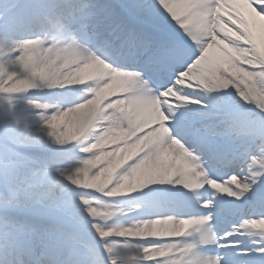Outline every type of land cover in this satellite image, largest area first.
Segmentation results:
<instances>
[{"label":"bare ground","instance_id":"bare-ground-1","mask_svg":"<svg viewBox=\"0 0 264 264\" xmlns=\"http://www.w3.org/2000/svg\"><path fill=\"white\" fill-rule=\"evenodd\" d=\"M140 1L143 0H120L119 3L92 0L91 8L78 10L74 6L75 10L72 7L74 2L65 0L57 8L56 16L52 19L58 21L50 24L53 26L51 32H55L56 26H59L61 38L66 42L55 51L45 43L37 67L30 72L21 71L16 76L20 78L17 82L31 85L24 87L21 84L26 94L17 101L15 107L19 120L17 130L20 133V147L37 154L43 169L51 168L46 175L37 174V185L20 193L19 199L23 202H47L50 199L49 189L61 194L66 189L90 191L94 187H107L109 194L129 197L147 186L174 188L191 204L197 206L199 201L206 202L205 206L192 211L207 216L194 222L196 229L182 222L145 220L141 226H135L132 230L124 229L116 235L138 238L145 241L144 246L151 244L150 240L183 235L179 242L193 237L195 244H204V249L212 250L215 255L217 250L227 254L225 262L236 259L243 260L237 264H264V257L259 255L264 252V220L240 223L243 217H256L264 213L262 207H257L260 205L255 200L241 201L246 192L245 185H254L264 176L262 162L249 161L250 168L248 164L244 165L239 176L241 186H212L214 192L209 194L202 175L196 176V171L188 166L189 163L195 164L196 159L182 146L173 143L170 133L166 131L167 118L163 108L175 107L168 98L175 93L162 94L165 96L163 100L150 90L145 95L135 79L125 73L134 68L131 61L125 58L127 50L121 55L118 47L113 46L114 37L108 34V30L97 27L103 19L102 11L106 6H119L127 18V13L135 12ZM190 3H196V0H190ZM63 6L68 7L64 9ZM65 10H69L68 16ZM54 13L51 12V15ZM45 15L48 17V13ZM26 25L20 28L24 29ZM33 30L34 27H28L14 38L16 41H7L11 51L0 63V75H6L18 65L19 60L14 63L8 60L11 55L18 56L20 51L14 50L20 45L18 40L28 37L36 41ZM225 35L229 40L238 39L230 31H225ZM39 36L43 37L40 33ZM115 43L118 45L120 42ZM220 48L221 54L215 66L218 75L232 76L234 73L236 79L244 81V66L261 67V63H264V19H258L250 25L247 39L238 40L236 46L223 44ZM116 68H120V72ZM8 76L6 84L10 83ZM225 91L201 90V94L220 96ZM176 98L179 99V96ZM50 119L52 124L48 126ZM43 169H39V174L45 173ZM42 181L47 183L42 184ZM164 201H158L159 205L147 217L152 219L167 214L172 208L178 209L175 211L177 214H185L176 203ZM222 221L235 228L224 240L215 237L213 241L207 228L211 224L225 226ZM206 222H210V225L204 226ZM163 228L164 231H160ZM158 231L163 235H157ZM230 240L229 245L220 244ZM200 244L196 246L202 251L204 249ZM192 248L193 244L186 245L180 254L179 250H175L173 263L220 264L221 258L206 255L207 251L188 260L186 254ZM233 249L236 252L231 254ZM67 251L68 248H65ZM144 256V259L158 257L151 252Z\"/></svg>","mask_w":264,"mask_h":264},{"label":"snow or ice","instance_id":"snow-or-ice-1","mask_svg":"<svg viewBox=\"0 0 264 264\" xmlns=\"http://www.w3.org/2000/svg\"><path fill=\"white\" fill-rule=\"evenodd\" d=\"M102 16L97 27L108 30L121 55L127 50L125 58L135 69L129 75L144 94L150 90L163 100L162 94L175 93L168 97L175 107L163 108L166 131L211 179L223 182L230 176H240L245 164L251 167L249 161H261L264 166V85L254 90L234 73L218 75L215 67L221 45L236 46L238 40L248 38L250 25L264 19V0H146L135 12L127 13V18L117 5L106 6ZM225 31L238 39L229 40ZM39 43L33 41L23 47L27 51ZM20 63H26V59L22 57ZM244 67L247 73L264 74V63L260 69ZM21 84L31 86L18 82L6 91H19ZM201 90L226 91L208 96ZM229 97L235 98L233 102ZM51 124L50 119L48 126ZM9 179V174L0 170V183L6 186ZM245 188L241 201L255 200L264 208V176ZM105 236L107 233L100 232L101 238ZM67 247L71 250L68 258L64 249L58 248L46 254L48 264H116L114 248L107 244L86 245L89 257L81 254L75 239ZM259 255L264 257V252Z\"/></svg>","mask_w":264,"mask_h":264},{"label":"rangeland","instance_id":"rangeland-1","mask_svg":"<svg viewBox=\"0 0 264 264\" xmlns=\"http://www.w3.org/2000/svg\"><path fill=\"white\" fill-rule=\"evenodd\" d=\"M62 1L63 0H0V63L11 51V47L7 45V41L11 40L14 42L16 41L14 38L18 37L19 33L13 29L18 27L19 21H27V17H41L42 21H46L43 18V12L52 11L57 5L59 6ZM74 1L80 6L87 4L86 6L89 7L92 5L91 0H89L91 2L90 4H88V0ZM119 1L120 0H114V2ZM27 39L28 38H21L17 41L20 45L18 44L14 47V50L18 49L20 51L18 56L11 55L8 57V60L12 63H14L15 60H19L18 65H15L16 68L13 71L6 72V75H9L10 83H5V74L0 75V170L6 171L10 177L9 186L7 188L3 183H0V243L4 241L5 232L10 233L12 232L11 230L16 229H19L20 232L13 238L25 242L26 231L32 228L36 230V241L45 242V249L48 250L43 252L46 254H50V251L51 253L55 252V249H51V247L56 243L59 242L60 246L65 244L68 245L75 239L80 244V250L82 249L81 254L84 255L89 252V249L85 247L86 245L104 243L106 240H109L112 243L108 246L114 248L112 258L116 260V264H133L132 260L136 259L146 250L145 246L142 245L144 241L137 240L138 238L134 237H120L117 236L116 233L124 229H135V226H141L144 220H149L147 216H136L141 212L139 210H142L139 209V206L143 208L144 212H147L141 204V200L135 202L136 208L138 206L137 209L127 210L123 202H121L122 200L109 198L105 188L94 187L90 192L67 190L61 194L55 204L49 207L36 204L32 200L26 202L21 200L22 203L19 204L16 202L17 197L14 193L17 186L21 184V181L25 177L32 181V187L29 189H33L39 182L38 179H35L37 174L30 171L31 169L35 171L36 166L38 167L40 162L33 155L34 152L32 150L20 147V133L17 130L19 120L15 114V107L17 101L24 96L26 92L23 88L14 92L6 91V89L18 83L17 81L20 80V78H16V76L21 71L30 72L37 67L40 56L44 52L46 44L42 37L35 39L40 42L38 46H31L25 51L23 45L33 42V40L28 41ZM22 57L26 59L27 64L20 63ZM253 68L260 69L259 66ZM242 76L246 87H253L254 90L259 91L261 90V85H264V74L260 71L250 74L247 73L246 68H244L242 70ZM233 100L234 99H231L229 101L233 102ZM188 166L190 169L196 171H194L196 176H199V174L207 176V172L201 164L189 163ZM46 171H44V174L38 175H46L50 170L48 169ZM42 182V184L47 183L45 181ZM234 185H237V187L242 185L239 178L235 176L228 180L227 186ZM155 189L160 193H162V191L171 193L178 192V190L176 191L174 188H151V186H147L140 191L145 196H151L154 192L152 190ZM22 192L23 190H21V193ZM69 192H71V196L68 195ZM143 199H146V197H143ZM198 204L202 207L205 206L206 203L202 200L199 201ZM30 208L35 209L33 213L28 212ZM20 213L22 215H19ZM171 216L173 217H169V220H176L178 218L174 215ZM189 219L190 218L186 219L185 225L194 226L192 223L193 221ZM260 219L264 220V217H259L258 220ZM27 222L28 224H25ZM5 224H8L7 227H5ZM66 225L71 228H66ZM21 226L24 228L23 231L20 229ZM15 227L16 229H14ZM72 227L78 229V232H75ZM160 231H164V228ZM160 231H158L159 233H157V235H163ZM100 232L107 233V236L101 238ZM163 233L172 234L169 232ZM144 238L147 237L144 236ZM99 240L102 242H99ZM176 243L175 241L164 242L160 245V250L154 253L158 255L157 252H164L170 255ZM156 248L157 247H154V249ZM25 249L32 250V248ZM70 254L71 250L69 248L67 256ZM19 255L20 253L18 252L16 256H6L5 260L12 261ZM189 255L190 254H188V256ZM105 256H107V253H105ZM192 257H195V254H193Z\"/></svg>","mask_w":264,"mask_h":264},{"label":"clouds","instance_id":"clouds-1","mask_svg":"<svg viewBox=\"0 0 264 264\" xmlns=\"http://www.w3.org/2000/svg\"><path fill=\"white\" fill-rule=\"evenodd\" d=\"M44 43L50 45L53 48V51L60 45H63L66 41L61 38V29L59 26H56V31L43 32ZM7 184L5 187L7 188ZM32 187V181L28 178H24L21 181V184L17 186L15 191V196L17 197V203H22L19 199L21 190L27 192L29 188ZM50 199L46 202L44 200H36L35 203H38L42 206L49 207L55 204V202L60 198V194L49 189ZM7 227V225H5ZM202 251H207L204 249ZM20 253L18 257L8 262L5 260L6 256L12 255L16 256L17 253ZM216 255H219L221 260L220 264H224L226 257L222 251L217 250ZM0 264H48L46 253L41 252L39 255H36L32 250H26L24 242L15 238H11L10 234L5 232L4 241L0 243Z\"/></svg>","mask_w":264,"mask_h":264}]
</instances>
